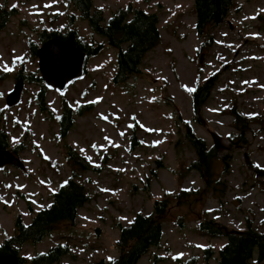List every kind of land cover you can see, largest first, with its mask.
Listing matches in <instances>:
<instances>
[{"label":"rangeland","instance_id":"374dc122","mask_svg":"<svg viewBox=\"0 0 264 264\" xmlns=\"http://www.w3.org/2000/svg\"><path fill=\"white\" fill-rule=\"evenodd\" d=\"M94 2L106 19L130 4L158 14L161 41L146 54L141 73L127 85L112 83L117 50L107 44L64 92L49 91V109L43 110L34 84H25L16 106H9L7 97L22 69L39 70L38 57L29 53V41L45 28L65 30L72 6L69 0H7L8 8L18 13L0 29V110L5 113L9 149L26 145L19 155L14 152L26 167H0V246L16 234L18 215L30 224L52 203V193L67 182L71 146L97 167L82 171L78 178L91 199L75 221L22 246L23 256L32 258L60 243L68 244L70 253L59 264L114 259L119 255L118 223L131 224L139 212L153 213L157 199L198 189L200 194L187 202L171 197L156 250L159 259L144 256L139 264H178V257L216 264L218 249L227 240L197 233L203 220L215 219L236 230L246 229L250 221L264 231V175L256 170L264 169V0H236L229 17L212 27L206 39L196 31L194 0ZM76 25L89 40L92 35L102 40L92 34L87 20L79 18ZM212 78L211 96L196 118L194 91L189 89ZM63 99L75 110L87 106L83 114L75 115L67 136L61 135ZM234 110L248 118L252 131L246 143L235 146L229 167L221 160L217 164L218 174L226 172L227 182L220 200L206 189L200 174L188 168L196 154L184 121L209 144L221 140L227 145L228 136L236 132ZM257 258L256 250L255 264H264Z\"/></svg>","mask_w":264,"mask_h":264},{"label":"trees","instance_id":"16d2710c","mask_svg":"<svg viewBox=\"0 0 264 264\" xmlns=\"http://www.w3.org/2000/svg\"><path fill=\"white\" fill-rule=\"evenodd\" d=\"M195 14L197 17L196 31L200 39L209 36V30L227 19L234 7L236 0H194ZM72 12L69 14L67 28L42 29L38 32L37 39L29 41V53L37 58L38 47L51 38L67 39L75 35L77 47L85 52L88 60L104 53L107 44L117 50L116 70L112 78L113 84H125L141 73V65L146 54L161 41L159 28V16L156 13H148L143 9L128 5L126 8H118L113 15L106 19L102 8L95 6L94 0H69ZM77 12V13H75ZM18 13L16 8H8L7 0H0V29L9 23L11 17ZM81 18L87 20L92 34L102 38L98 40L91 36L89 40L83 36L77 21ZM40 44V45H39ZM87 70L85 71V73ZM18 81L34 84L38 87L37 102L41 109L48 110V93L53 88L48 86L38 69L27 72L22 69L16 76ZM213 78L196 87L193 93V108L195 117H200L201 108L207 103L213 89ZM64 108L61 117V135L67 136L74 125L75 115L83 114L86 105L74 109L65 99L62 100ZM234 127L236 132L228 136L229 144L221 140L209 144L201 137L189 121H184L186 137L192 145L196 158L191 161L188 168L197 171L206 182V189L211 190L221 200L225 193L227 182L225 173L218 174L217 164L221 160L225 167L230 166L235 146L246 143L247 134L252 131L251 124L242 113L234 110ZM264 127V119L263 122ZM135 136H133L134 138ZM9 132L5 125V113L0 110V148L9 149ZM26 147L24 143L11 149L17 155ZM67 160L72 170L67 182L52 193V203L41 209L30 224H26L21 215L16 219V234L7 238L0 246V256L16 255L20 264H59L62 258L70 253L68 244L57 243L48 251L40 253L32 258L22 255V246L32 241L37 243L48 234L61 228L66 221H75L79 210L91 199L86 187L78 181L81 172L89 169L97 170V167L75 148L69 146ZM162 163V162H161ZM257 171L264 169L256 168ZM194 194H200L198 189L181 190L171 196L176 197L178 203L187 202ZM171 197L165 196L154 202V211L151 214L137 213L131 224L118 223L120 236L116 242L119 250L118 257L106 260L98 259L92 264H139L144 256H152L159 259L156 250L160 248L163 239L164 218L170 208ZM191 198V197H190ZM183 224V218H180ZM200 235L211 238H225L227 242L218 249L216 264H255V251L258 252V261H264V231H259L248 221V227L244 230L229 228L215 219H205L196 230ZM63 237L57 235L56 238ZM209 250V249H208ZM158 251V250H157ZM210 250V254L214 253ZM178 264H196V258L176 259Z\"/></svg>","mask_w":264,"mask_h":264},{"label":"water","instance_id":"95a60500","mask_svg":"<svg viewBox=\"0 0 264 264\" xmlns=\"http://www.w3.org/2000/svg\"><path fill=\"white\" fill-rule=\"evenodd\" d=\"M39 71L44 82L60 91H65L68 84L85 73L88 58L75 42V35L67 39L51 38L37 49ZM24 82L19 81L7 97V104L17 105L22 97ZM12 165L25 169V164L11 150L0 148V167ZM264 174L260 171L259 174ZM0 264H20L16 255L0 256Z\"/></svg>","mask_w":264,"mask_h":264},{"label":"snow or ice","instance_id":"6c2138e0","mask_svg":"<svg viewBox=\"0 0 264 264\" xmlns=\"http://www.w3.org/2000/svg\"><path fill=\"white\" fill-rule=\"evenodd\" d=\"M13 7H15V5ZM4 70L5 71H11V69L10 68H7V67H5ZM189 91H195V89H189ZM104 119H107V117H104Z\"/></svg>","mask_w":264,"mask_h":264},{"label":"flooded vegetation","instance_id":"af4514ba","mask_svg":"<svg viewBox=\"0 0 264 264\" xmlns=\"http://www.w3.org/2000/svg\"><path fill=\"white\" fill-rule=\"evenodd\" d=\"M260 175H262V174H260Z\"/></svg>","mask_w":264,"mask_h":264}]
</instances>
